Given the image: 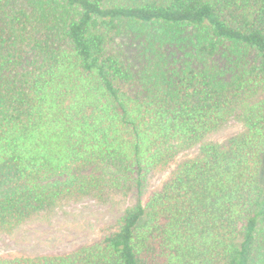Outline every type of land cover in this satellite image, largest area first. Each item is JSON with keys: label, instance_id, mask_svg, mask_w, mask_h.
Instances as JSON below:
<instances>
[{"label": "trees", "instance_id": "trees-1", "mask_svg": "<svg viewBox=\"0 0 264 264\" xmlns=\"http://www.w3.org/2000/svg\"><path fill=\"white\" fill-rule=\"evenodd\" d=\"M112 193L98 241L0 264H264V0H0V231Z\"/></svg>", "mask_w": 264, "mask_h": 264}, {"label": "rangeland", "instance_id": "rangeland-1", "mask_svg": "<svg viewBox=\"0 0 264 264\" xmlns=\"http://www.w3.org/2000/svg\"><path fill=\"white\" fill-rule=\"evenodd\" d=\"M243 129L241 120L231 118L209 134L204 142L225 143ZM199 152L200 144H197L180 152L167 168L151 171L145 194L160 187L180 162L196 157ZM136 200L132 193H112L102 199L85 196L66 200L11 233L0 231V255H58L94 243L115 228L125 208Z\"/></svg>", "mask_w": 264, "mask_h": 264}]
</instances>
